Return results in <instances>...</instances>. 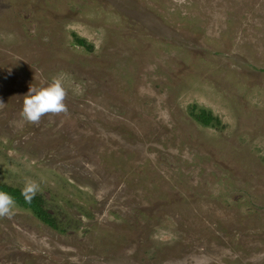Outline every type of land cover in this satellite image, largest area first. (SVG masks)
I'll return each mask as SVG.
<instances>
[{"label": "rangeland", "instance_id": "obj_1", "mask_svg": "<svg viewBox=\"0 0 264 264\" xmlns=\"http://www.w3.org/2000/svg\"><path fill=\"white\" fill-rule=\"evenodd\" d=\"M56 75L67 112L25 121ZM0 102V182L57 226L16 204L0 264L264 257V0H0Z\"/></svg>", "mask_w": 264, "mask_h": 264}, {"label": "clouds", "instance_id": "obj_2", "mask_svg": "<svg viewBox=\"0 0 264 264\" xmlns=\"http://www.w3.org/2000/svg\"><path fill=\"white\" fill-rule=\"evenodd\" d=\"M22 104L21 116L33 125L39 126L42 117L46 115H59L67 112V90L63 85L61 75L51 78V81L42 86L31 85L25 94ZM4 103L0 102V106ZM39 191V184L26 178L21 194L26 200L30 201ZM16 206L14 197L5 191H0V217H11ZM264 257L257 256L256 260ZM256 260L253 264H256Z\"/></svg>", "mask_w": 264, "mask_h": 264}, {"label": "trees", "instance_id": "obj_3", "mask_svg": "<svg viewBox=\"0 0 264 264\" xmlns=\"http://www.w3.org/2000/svg\"><path fill=\"white\" fill-rule=\"evenodd\" d=\"M79 43H82L83 40L77 39ZM196 118L203 122L207 123L212 117L207 112L202 111V113L198 114ZM0 191H5L11 194L16 204L19 206H22L24 208H27L30 210L38 219L43 221L44 223L57 228L55 225V220L52 218L50 214L47 213L46 209L44 208V205L42 203V199L40 196L35 195L30 201L26 200L25 197L21 194V189L17 187H12L5 185L4 183L0 182Z\"/></svg>", "mask_w": 264, "mask_h": 264}]
</instances>
